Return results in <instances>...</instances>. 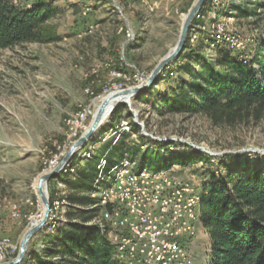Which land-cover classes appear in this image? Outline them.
Here are the masks:
<instances>
[{
	"label": "rangeland",
	"instance_id": "374dc122",
	"mask_svg": "<svg viewBox=\"0 0 264 264\" xmlns=\"http://www.w3.org/2000/svg\"><path fill=\"white\" fill-rule=\"evenodd\" d=\"M15 1L27 9L41 4H52L60 9L53 23L61 38L56 42L27 43L0 51V244L1 252L8 253L0 263L17 256L25 233L32 223L42 218L43 203L37 189L39 178L57 167L74 141L89 127L99 105L95 111L94 107L103 95L145 82L146 76L175 47L184 18L197 2ZM238 5L258 10L256 0H212L194 20L186 45L200 48L206 59H215L223 53L243 62L246 58L249 62L257 52L258 43L264 39V10L247 18L237 17L231 12ZM121 67L125 69H118ZM176 67L173 64L170 70ZM180 75L170 72L171 78L161 80L155 88L157 97L173 89ZM156 82L139 94L142 98L136 103L132 101L146 132L162 138L182 139L214 153L236 152L233 155H244L253 165L264 162V120L217 126L203 114H162L149 93ZM117 110H120L119 117L115 116ZM128 111L129 118L120 120V116H128ZM134 118L124 99L76 154L74 164L70 162L63 171L72 173L84 167L86 159L92 158L106 141L124 131L130 132ZM124 122L128 130L123 128ZM108 126L110 128L104 132ZM137 137L132 135L133 139ZM159 142L160 145L154 147L169 150V155H190L198 150L179 140ZM146 147L141 146L143 150ZM243 149L252 150L240 152ZM224 155H210L215 158L196 159L160 172L178 179L177 182L190 184L201 201L205 186L211 182V172L217 173V161ZM134 160L135 168L139 169V159ZM104 162L102 159L98 165L107 184L103 189L110 185L112 178V172L102 173ZM64 178L58 176L48 184L51 213L38 232V249L44 245V236L54 232L61 225L60 221L65 220L67 185ZM184 240L193 264L209 263V238L199 222V213L194 234ZM8 247L15 249L9 251Z\"/></svg>",
	"mask_w": 264,
	"mask_h": 264
},
{
	"label": "trees",
	"instance_id": "16d2710c",
	"mask_svg": "<svg viewBox=\"0 0 264 264\" xmlns=\"http://www.w3.org/2000/svg\"><path fill=\"white\" fill-rule=\"evenodd\" d=\"M256 2L258 10H264V0ZM258 10L238 5L231 14L247 18L259 14ZM60 12L52 4L27 9L15 0H0V51L27 43L58 41L61 37L53 20ZM263 63L264 39L249 62L223 53L215 59H206L200 48H190L187 44L149 93L162 114H203L217 126L261 121L264 120ZM173 64L177 65L174 71L170 70ZM170 72L181 75L173 89L157 97L156 86L161 80L171 78ZM140 98L136 95L133 102ZM119 111L115 112L116 117ZM127 114L120 116V120L129 118L130 112ZM130 124V132L124 131L106 141L92 158L86 159L84 167L72 173H60V178L66 177L63 180L67 185L65 220L44 236L41 249L37 247L40 233L31 240L22 264H125L114 257L109 236L95 223L101 207L99 197L93 194L107 185L98 168L102 159L105 160L102 173L112 172L113 177L123 164L134 159H139L136 170L160 172L196 159L215 158L201 150L190 155H169V150L155 148L160 142L142 134L136 122L132 120ZM133 134L139 137L133 139ZM76 158L75 155L71 164ZM217 162V173L211 172V182L204 188L199 208V222L210 244L208 264H264V162L253 165L244 155L233 154H226Z\"/></svg>",
	"mask_w": 264,
	"mask_h": 264
},
{
	"label": "built area",
	"instance_id": "2783aa9c",
	"mask_svg": "<svg viewBox=\"0 0 264 264\" xmlns=\"http://www.w3.org/2000/svg\"><path fill=\"white\" fill-rule=\"evenodd\" d=\"M175 180L178 179L128 178L122 174L121 182L109 196L116 218L132 226V235L116 230L117 241H125V253H135L137 263L166 264L169 258L163 257V250H175L176 258L183 253V244H177V237L186 230L185 210L190 204L174 203V193H182L174 188ZM152 255H160V262H152Z\"/></svg>",
	"mask_w": 264,
	"mask_h": 264
},
{
	"label": "water",
	"instance_id": "95a60500",
	"mask_svg": "<svg viewBox=\"0 0 264 264\" xmlns=\"http://www.w3.org/2000/svg\"><path fill=\"white\" fill-rule=\"evenodd\" d=\"M206 0H197V2L192 6L189 10L188 14L184 18L181 34L178 42L175 47L168 52L156 65V67L152 70L150 75L146 76L145 82L140 85L129 87L125 89H121L118 91H114L107 96H105L100 102L96 112L92 117V121L90 122L89 127L77 138L74 143L71 145L70 149L66 153V155L62 158L61 162L49 172L44 173L38 180V192L41 197L43 206H44V215L42 219L38 222L32 223L31 227L25 233L21 243L20 249L16 257L11 258L9 260L3 261L0 264H22L26 259L27 252L29 249V245L33 237L46 225L51 213V203L48 195V184L51 180L56 179L60 173L66 168L67 165L70 164L73 157L83 149L88 142L93 138L94 134L97 132L99 127L103 124L106 113L109 107L111 110H114L120 103L119 98H125V103L128 105L131 112H133L135 118L134 121L142 127V134L153 138L156 141H174L179 140L181 142L187 143L195 149L202 150L210 155L218 156L224 154H235L236 152H223V153H214L210 150H207L203 146L196 145L194 143H189L187 141H183L182 139H173V138H162L154 136L145 131V125L138 121V112L133 108V97L136 95L145 92L150 88L160 77L165 68H167L179 55L182 53L185 48L186 42L188 40L189 32L192 27L194 20L197 15L201 11ZM129 65V64H128ZM252 149H243L240 152L250 151ZM254 151H259L258 149H254ZM46 187V188H45Z\"/></svg>",
	"mask_w": 264,
	"mask_h": 264
},
{
	"label": "bare ground",
	"instance_id": "6f19581e",
	"mask_svg": "<svg viewBox=\"0 0 264 264\" xmlns=\"http://www.w3.org/2000/svg\"><path fill=\"white\" fill-rule=\"evenodd\" d=\"M244 62H248V60L245 58ZM105 96L107 95H103L100 98L99 103ZM119 99L120 102H122L125 98L123 99L119 98ZM111 112H112L111 107H109L106 113V118L111 114ZM123 128L127 130L129 129L127 122L123 123ZM135 166H136V161L130 163L127 162L123 164L115 172L114 176L112 177L110 185L107 188H104L103 190L93 194V196L98 195L99 206L101 207V214L99 217L96 218V221H98V224L100 225L102 231L109 236L116 258L124 262L125 264H142V263H137L134 261L135 253H128V254L125 253L126 252L125 241H117L116 230L117 232L123 233L124 235H132V226L126 225L124 219L116 218L115 213L111 208V201L109 200V196L112 190L121 182L122 174H126L128 178H145L147 180H156V181L173 180V178L169 175H166L165 172H153L149 170L138 171L136 170ZM174 188L179 192H182V193H174V203L190 204V207L185 210V218H187L185 219L186 230L184 231V233H180L179 237H177V244H183V253L179 256V258H176L175 250H163V257L169 258V260H166V264H193L191 251L188 249L189 247L187 246L188 245L186 243L187 241L184 242L185 241L184 238L185 239L190 238L195 232L197 213H199V208H200V200L198 196L194 193L193 188L188 183H181L180 181L177 182L175 180ZM37 189H38V185H37ZM43 215H44V206H43ZM41 219H39L38 221H40ZM1 247L2 246L0 244V260L6 258L8 255V253L1 252ZM152 262H160V255H152Z\"/></svg>",
	"mask_w": 264,
	"mask_h": 264
},
{
	"label": "crops",
	"instance_id": "0c3cea01",
	"mask_svg": "<svg viewBox=\"0 0 264 264\" xmlns=\"http://www.w3.org/2000/svg\"><path fill=\"white\" fill-rule=\"evenodd\" d=\"M95 145L97 144V143H94Z\"/></svg>",
	"mask_w": 264,
	"mask_h": 264
}]
</instances>
